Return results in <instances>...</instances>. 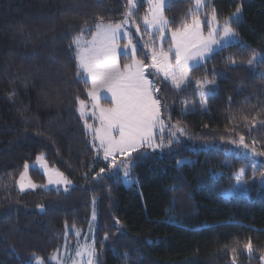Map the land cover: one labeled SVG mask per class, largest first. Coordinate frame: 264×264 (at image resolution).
I'll return each mask as SVG.
<instances>
[{"label": "trees", "instance_id": "1", "mask_svg": "<svg viewBox=\"0 0 264 264\" xmlns=\"http://www.w3.org/2000/svg\"><path fill=\"white\" fill-rule=\"evenodd\" d=\"M190 6L193 0H171V28L190 20ZM237 7L231 26L242 43L192 68L181 89L157 79L164 122L157 143L163 137L167 145L172 132L178 142L140 149L148 158L126 182L122 169L97 154L78 113L77 98H88L90 83L77 77L70 43L82 28L90 34L100 17L121 21L127 0H0V264L51 254L66 225L87 226L92 208L98 264H262L264 0H208L204 11L224 19ZM145 11L140 1L132 15L139 21ZM256 52L262 57L250 67ZM205 78L215 83L205 85L202 99L196 81ZM39 154L72 181L69 190L16 187L25 163ZM181 157L188 160L178 166ZM241 168L243 191L222 196ZM29 170L44 181L37 168Z\"/></svg>", "mask_w": 264, "mask_h": 264}, {"label": "snow or ice", "instance_id": "2", "mask_svg": "<svg viewBox=\"0 0 264 264\" xmlns=\"http://www.w3.org/2000/svg\"><path fill=\"white\" fill-rule=\"evenodd\" d=\"M171 0H147L149 5L148 13L143 17L144 24L156 31H159L161 39H166L165 32H171V45L166 52L161 48L151 51V65H146L143 60L136 58V47L129 39L128 44L124 45L122 53L117 52L118 42L122 38V26L128 23L127 17L131 16L132 9L137 7L135 0H127L128 11L125 13V20L120 23H103L100 17L95 25L96 31L92 33V39L83 40L84 28L80 34L73 37L70 47L75 46V59L77 61V77L83 79L85 83L90 81L91 88L88 90V96L93 103V116L99 113L97 119L100 127L95 128V141H99V148L104 152V159L109 161L108 167L119 171L121 167L124 171L126 182H130V171L137 161L147 159L148 153L140 152L142 148H151L153 151L162 149L163 147H171L174 142H178L176 133L172 132L168 144H164L163 137L157 143L154 136V129L159 125L161 129L164 122L160 119V101L154 98V82L145 76V68L151 67L156 69L158 73H162L165 79H170L176 89H181L190 81L189 71L192 68L200 66V61L206 60L209 54L214 52L215 47L227 46L235 39L236 32L230 25L229 20H225L220 26L217 22L215 9H213L211 19L208 22V33L205 36L201 28V18L198 14L199 10L204 6L205 0H193V6L188 9V15L191 16L190 21L184 19L182 24L175 29L168 27L172 23L165 16V9ZM240 8L237 7V16ZM139 31V27L137 28ZM123 37L127 38L128 33L123 32ZM132 48L131 63H126L121 69L117 62V56L122 54L127 57L129 55L127 49ZM174 49L175 63L170 62L169 55ZM231 59V58H230ZM192 62V63H190ZM235 64V60H231ZM251 67L256 63V54L247 61ZM81 70L85 74L81 75ZM264 79V73L260 74ZM197 85L203 89L205 85L214 84L215 81L205 78L203 81L197 80ZM101 89L111 94V106L101 107L100 99L106 97L100 96ZM203 95V92H202ZM77 101L80 105L79 111L81 119L85 118V101ZM92 125L85 123V128L92 130ZM175 128V126H173ZM176 131L183 134L182 128ZM118 133V135L116 134ZM239 144L245 148L248 147L244 143V137H240ZM139 153L135 158L132 154ZM119 154L125 159L117 163L116 156ZM264 155V153H261ZM37 161H43L42 155L37 156ZM185 161L178 160L177 165H182ZM45 175L48 176L49 185H70L72 181L68 180L62 172L58 170H48V166L44 163ZM29 164L25 163L24 171L20 173V179L17 181L20 191L25 188H36L37 185L31 180H26V174ZM104 168L100 169L103 173ZM246 170L241 168L236 174L237 184L230 186L224 190L222 196H230L234 192L243 191L242 184L247 181L242 180ZM115 174V173H114ZM255 176V171L254 174ZM261 184H264V176L261 177ZM67 191V188L65 189ZM119 223V221H117ZM107 239V236L105 237ZM245 249L251 253L253 245L249 240L245 245ZM81 258V264H98L97 252L94 245H83L80 251L76 253ZM55 259V257H53ZM264 260V256L261 257ZM36 264H42L39 257H36ZM75 264V262H74ZM235 264V259H234Z\"/></svg>", "mask_w": 264, "mask_h": 264}, {"label": "rangeland", "instance_id": "3", "mask_svg": "<svg viewBox=\"0 0 264 264\" xmlns=\"http://www.w3.org/2000/svg\"><path fill=\"white\" fill-rule=\"evenodd\" d=\"M140 1H143L145 3L146 11L139 21H136L135 17L133 15L127 17L128 23H126L122 26V29H121L122 38L118 42L117 52L122 53L125 50L124 45L128 44L129 39H131L132 44L135 45V47H136V58L143 60L146 65H151V51L153 48H155L157 51L160 50L161 48H163V50L166 52L169 50L170 45H171V32L166 31L165 32L166 39H161L159 31L148 28L143 22V17L148 13L149 5L147 4V0H135L137 5L139 4ZM206 3H208V0H205L204 6L199 10V11H201L199 13V16H200L201 22H202L201 28H202V31H203L205 36L208 33V22L211 19V15L213 12V11H209V12L204 11V7H205ZM135 9H136V7L133 8L132 11H134ZM234 13H236V10L224 19H220L216 16L218 24L220 26H222L224 24L225 20H229L230 25H231V20L233 18L237 17L240 12L235 17L233 16ZM123 20H125V17L121 21H123ZM121 21L113 22V23H120ZM103 23H109V22L103 21ZM138 27H139V31H137ZM168 27L171 28L170 25H168ZM171 29H175V28H171ZM95 31H96V28H94L93 31L88 35L83 34V40L84 41L91 40L92 39V33ZM123 32L128 33L127 38L123 37ZM231 43H242V39L236 34L235 39L232 40L229 44H231ZM220 48L221 47H218V46L215 47L214 52L219 50ZM127 51L129 53V55L127 57L123 56L122 54H119L117 56V62L120 65L121 69L123 68L124 64L131 63L132 48L129 47L127 49ZM214 52H212V53H214ZM212 53L209 54V57L212 55ZM254 54H256V60H259L262 57V54L259 52H256ZM74 56H75V46H74ZM169 59H170V62H172L173 64L175 63L174 49H173L172 53H170ZM75 61H76V59H75ZM204 61L205 60L200 61V64L203 63ZM190 63H192V62H190ZM76 65H77V61H76ZM81 72H82V76H84L85 74L83 73L82 70H81ZM145 76L154 82L153 93H154V98H156V99H158L155 95L157 88H158L157 87V79L158 78H162L163 80H166L167 82H169L170 85L173 86L170 79H165L164 75L162 73H158L156 71V69H154V68H151V67L145 68ZM189 76H190V71H189ZM89 83H90V81H89ZM90 88H91V83H90L89 89ZM88 90H87V96H88ZM198 91H199V94L202 97V99H205L206 94H207L206 90L201 89L198 86ZM202 92H203V95H202ZM100 96L106 97V99L102 98L99 100L100 106L101 107H110L111 106V94L108 91L101 89ZM80 100L85 101V105H86L85 118L82 119L84 126H85L86 122H87V124L93 126L91 131L87 130L86 128H85V130L90 135L91 144H92L93 148L97 151V154L100 155L102 158H104V152L102 149L99 148V141H95V143H94L95 128L100 127V122L97 119V117L99 116V113L96 112V115L93 116V114H92L93 113V103H92L89 96L87 99H80ZM79 108H80V105L77 102V110H78V113L80 115ZM160 119H161V114H160ZM162 130L163 129H161V127L159 125H157V127L154 129V136H155L156 141H157V134L159 132H161ZM116 134L118 135V133H116ZM242 147H244V146H242ZM242 152L246 155L252 156L251 152L246 150V149L245 150L243 149ZM39 155H42V154H39ZM39 155H37V156H39ZM36 158L33 161L28 162L27 164H29L30 167H35L40 172H42L44 177H45L44 181L41 183H38V181H36L35 179H33L31 177L30 170L28 169L27 174H26L25 183L27 182V180H31V182L36 184L37 187L40 186L43 189L55 188V189H61L63 191H65L66 188H67V190L70 189V187L72 186V183L70 185H64V184L49 185L48 184V176L45 175V168L43 166L44 163L47 164L49 171L58 170V169L55 166L50 165L47 162V160L44 159L43 161H37ZM116 159H117V163H119L120 160H123L125 158L123 156H120L119 154H117ZM179 160L187 161L188 158L187 157H181ZM107 162L109 163V161H107ZM252 165H253L252 168L255 169L256 165L255 164H252ZM121 169H122V174L124 175L123 168L121 167ZM23 171H24V167L22 168L21 172H23ZM59 172H61V171H59ZM262 176H264V173H260L257 176L260 183H261V177ZM19 179H20V174H19V176L16 180V183H15L16 187L20 190L19 184L17 183V181ZM242 180H244V179H242ZM236 184H237V182L233 185H236ZM244 185L245 184H242V187ZM262 185H264V184H262ZM26 190H33V188H25L24 191H26ZM94 202H95V199H94ZM96 232H97V218H96L95 209L92 208L91 215H90V218L88 220L87 226L84 229H80V228H76L74 226L66 225L64 228L63 234L61 236L62 239H61L59 248L57 250H55L54 252H52L51 254L47 255L46 257H41V256H37V257L40 258L42 264H74V262H75V264H81V258L78 257L76 255V253L78 251H80L81 246H83V245H94V247H95ZM70 233H72V236H70ZM262 256H264V253L260 256L261 263L264 264V260L261 259ZM53 257H55V259H53ZM26 263L36 264V257L27 259ZM85 264H86V261H85Z\"/></svg>", "mask_w": 264, "mask_h": 264}, {"label": "water", "instance_id": "4", "mask_svg": "<svg viewBox=\"0 0 264 264\" xmlns=\"http://www.w3.org/2000/svg\"><path fill=\"white\" fill-rule=\"evenodd\" d=\"M43 210H44V207H40V208H39V211H43Z\"/></svg>", "mask_w": 264, "mask_h": 264}]
</instances>
